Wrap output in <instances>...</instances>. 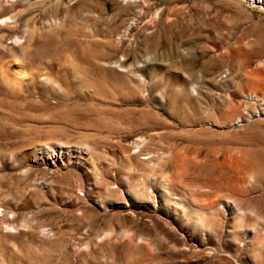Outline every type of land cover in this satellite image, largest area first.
I'll return each mask as SVG.
<instances>
[{"label":"rangeland","instance_id":"374dc122","mask_svg":"<svg viewBox=\"0 0 264 264\" xmlns=\"http://www.w3.org/2000/svg\"><path fill=\"white\" fill-rule=\"evenodd\" d=\"M0 264H264V0H0Z\"/></svg>","mask_w":264,"mask_h":264},{"label":"bare ground","instance_id":"6f19581e","mask_svg":"<svg viewBox=\"0 0 264 264\" xmlns=\"http://www.w3.org/2000/svg\"><path fill=\"white\" fill-rule=\"evenodd\" d=\"M2 6V5H1ZM11 23V22H10ZM7 24V23H6ZM19 40V39H18ZM17 41V40H16ZM22 42V41H21ZM19 43V42H18ZM20 44V43H19ZM144 141V140H143ZM142 143V141H140Z\"/></svg>","mask_w":264,"mask_h":264}]
</instances>
